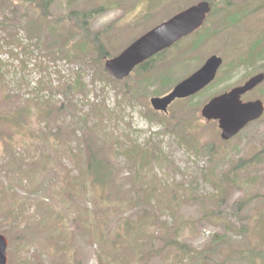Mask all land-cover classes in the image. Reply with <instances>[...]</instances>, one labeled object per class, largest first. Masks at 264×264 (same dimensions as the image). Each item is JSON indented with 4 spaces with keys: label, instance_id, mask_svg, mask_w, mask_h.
Returning <instances> with one entry per match:
<instances>
[{
    "label": "rangeland",
    "instance_id": "rangeland-1",
    "mask_svg": "<svg viewBox=\"0 0 264 264\" xmlns=\"http://www.w3.org/2000/svg\"><path fill=\"white\" fill-rule=\"evenodd\" d=\"M198 1L164 0L149 24ZM12 2L23 13L27 9L36 27L27 22L13 42L0 29V233L8 238L7 264H99L96 253L106 264H264V113L228 141L221 139L216 121L200 114L211 97L264 72V0H235L236 22L207 24L208 34L193 50L188 47L195 37L185 38L165 54L166 68L155 77L132 73L122 80L128 94L100 71L105 58L88 64L89 56L96 57L92 33L86 40L74 39L80 34L79 19L61 15L103 8L89 28L104 29V49L116 55L146 30L151 0H54L49 23L39 15L38 0ZM5 15L11 17L0 1V20ZM67 45L72 46L68 56L60 50ZM212 54L222 58L216 78L196 94L174 100L165 113L171 124L180 121L191 133L189 146L167 130L165 121L149 120L143 112L151 107V96L169 91L170 84ZM77 75L85 92L72 85ZM257 99L264 103V82L242 96ZM94 103L104 105L102 114L91 108ZM176 131L181 135V128ZM150 139L160 141V159L143 169L131 168L128 151ZM204 145L212 154L196 153ZM103 154L113 168L105 189L79 174L86 173L89 157ZM207 171L215 181L224 174L237 182L219 208L203 175ZM71 176L74 185L68 183ZM146 187L162 194L145 201L140 189ZM238 200L244 202L237 211L233 205ZM229 223L245 228L235 231ZM217 233H226L228 240L219 252H205ZM242 250L252 258L238 257Z\"/></svg>",
    "mask_w": 264,
    "mask_h": 264
},
{
    "label": "trees",
    "instance_id": "trees-1",
    "mask_svg": "<svg viewBox=\"0 0 264 264\" xmlns=\"http://www.w3.org/2000/svg\"><path fill=\"white\" fill-rule=\"evenodd\" d=\"M0 1H2L5 4V6H7L8 12L11 15V17L5 15L4 19L0 20V29L4 31L7 42H9V41L13 42L12 39H14V37L17 35V30H19L20 28H23L27 22H30L33 29H35L36 26H35L34 21L31 22L28 20L27 9H24V13H23V11H21L18 8V6H16L15 3L12 2V0H0ZM26 1H30V0H26ZM53 1L54 0H38V2H37V6L39 8V15L44 18L45 23H49L51 18H52V14L49 11V7ZM208 1L211 3L212 9L207 16V19L205 21L206 24H208L211 27H216L219 25L220 22L224 23L228 20L231 23L236 22V20H237V18H236L237 8L239 7V5L236 4L235 0H208ZM159 3H156L155 0H153L152 6L156 7L157 5H159ZM183 7L180 6L179 9H181ZM102 9L103 8H98V9H94V10L93 9L71 10V11L62 13V15H61V17H66L65 19H68V18L70 19L71 16H75L79 19V23L76 26H77V28L80 29V34L77 35L74 39H77V37L79 38V37L83 36L84 40H86L87 37L90 36L89 33H92V36H90V37L95 39L93 41V46L95 49L94 51L96 52V57H94V59L97 58L99 61L102 60L107 55V52L104 49L102 41L100 40V35L103 32H105V30L100 29V30H96L95 32H91V30L89 28V21L95 15V13H98ZM171 13L172 12H167L166 16H169ZM153 14H157V13L155 11L149 10L147 13V17H150ZM164 16L165 15H163L162 17H164ZM214 16H216V18H214ZM161 20H163V18ZM158 21L159 20H157L156 22H158ZM206 24H204V26ZM203 27L199 28L198 30L195 31V33H193V34H196V38L192 42L193 44L191 43L190 46L188 47L190 50L194 49L196 46H198V44L208 34V32L206 34L204 32H200L203 29ZM220 27L221 26L217 27L215 30L219 29ZM29 38H32V37H29ZM173 45L180 46V42L178 41L177 43H175ZM34 46L37 48V50L39 52H41V46L39 44H35ZM20 50H23V49L21 48ZM60 50L62 52L65 51L66 55L68 56L69 53L72 52V46L67 45ZM167 51H168V49H165V50L159 52L158 54H156L155 56L144 61L140 65H138L135 68V70H137L138 77L139 78H150L151 76L155 77L156 74L160 73L159 71L162 68L165 69L166 68L165 67L166 62L164 61V56L167 53ZM100 63H101V61H100ZM89 64L92 65L94 63L92 61H90ZM100 71L103 74H107V72L105 71L104 68H101ZM107 76L109 77V79L111 81L120 85L125 94H128L129 90H128V87L125 83H120V81L112 78L108 74H107ZM72 85L78 91H81V89H82V91H84V89H85L84 83L82 82V77L80 75L76 76L75 82ZM97 107H98V105L94 104L91 108L92 109H94V108L99 109ZM96 109H95V111H96ZM146 110H147V116L150 119L165 121L166 125H168L167 130H170L173 132V131H176L177 128H181V135L179 134L181 141H183L187 145L191 146L192 140H193L192 135H191V133H188L185 131V129L181 125L180 121H175L173 124H171L169 121V118H167L166 115L160 114L159 112H157V111H155L149 107H147ZM103 111H104V105L99 110H97V113L100 112V114H102ZM97 113L95 115H98ZM100 116L102 117V115H100ZM161 116H163V117H161ZM5 118H9V117H5ZM11 120H13V118H11ZM14 123H16V122L14 121ZM208 150H209V154L210 153L212 154V152H211L212 149L210 148L209 145L208 146L204 145L203 148L196 149L195 151H196V153L203 155L205 153V151H208ZM161 154H162V151L160 148V141L150 139L148 141L147 145H145V146H139L138 144H136V145L134 144V147L128 151L127 155H129L130 157H133L132 159L129 158L131 160V163H132L131 168H138L139 167L140 169H143V166L149 164L150 161L160 159ZM135 157L137 160H135ZM211 159H212V157L209 160H211ZM88 160H89L88 161L89 164L87 165L86 173H84V172L82 173V171H80L79 174H82L83 176H86V174H87L92 180V186L93 187L98 186L101 189H105L109 185V182H110L109 177H110L112 170H113L112 166L110 165L109 160H107L105 158V156H95V157H91V158L89 157ZM210 174H211V171H207L203 175L205 177L207 175V177L209 178V180L213 186V189H214L213 194H212V195H214L213 203L216 204L217 208H219L222 205V202L224 200H227L230 192L235 187H237V182H236L235 178H230V177H228V175L225 176L224 174H222L219 178H217V181H215V180H213V176H210ZM76 182L77 181H76L75 176H71V181L69 183L74 185ZM190 185L195 189L198 188V182L195 180H192ZM173 189H175V188H173ZM146 190H148L149 192H147ZM140 191H142L143 196L145 198H147V199H145V201H150L151 199L155 198L156 193H158V196H160V194H162V193L159 194L158 189L156 187L141 188ZM101 196L103 197V194H101ZM172 197L173 198L176 197L174 192L172 194ZM197 201H199V200H197ZM243 202L244 201L238 200V202H236L233 205V207L237 211L241 210ZM126 225H127V229H129V222ZM226 226L228 228L235 230V231H241V232H243V229L245 228V226H243V225H241L237 228L231 223H229ZM119 235L122 236L121 233H119ZM228 238L229 237L226 235V233L213 234L210 241L205 244L203 249L205 252H210V251L211 252H219V250H221V248L223 247V243L226 242L228 240ZM100 240H101V237H100ZM181 246H182V248H186L187 250H189L191 252L198 253L197 251L194 250L195 248L191 247L187 243H182ZM245 250H247V249H245ZM245 250L240 251V255L238 257H240V258H252V255L250 252H243ZM96 258H97V261L99 264H106L100 253H96ZM250 264H256V263L251 262Z\"/></svg>",
    "mask_w": 264,
    "mask_h": 264
},
{
    "label": "water",
    "instance_id": "water-1",
    "mask_svg": "<svg viewBox=\"0 0 264 264\" xmlns=\"http://www.w3.org/2000/svg\"><path fill=\"white\" fill-rule=\"evenodd\" d=\"M211 6L208 1H200L174 14L169 19L153 27L120 54L105 61V68L117 79L127 76L135 66L170 47L180 38L192 33L204 22ZM222 59L210 56L205 63L189 77L179 82L173 90L162 97H152L151 103L157 110L166 111L167 106L175 98L187 97L207 85L216 74ZM264 80V73L257 74L244 84L232 88L213 97L201 110L207 120L217 119L221 129V137L229 139L242 129L248 122L259 118L264 111L260 100H241V95L251 90ZM8 241L0 234V264L7 262Z\"/></svg>",
    "mask_w": 264,
    "mask_h": 264
}]
</instances>
